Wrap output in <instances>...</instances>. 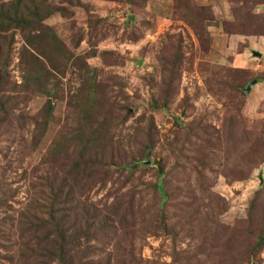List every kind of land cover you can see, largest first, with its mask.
<instances>
[{
	"label": "rangeland",
	"instance_id": "rangeland-1",
	"mask_svg": "<svg viewBox=\"0 0 264 264\" xmlns=\"http://www.w3.org/2000/svg\"><path fill=\"white\" fill-rule=\"evenodd\" d=\"M191 1L209 10L201 31L185 22L176 0H85L89 14L77 9L72 19L55 15L45 22L80 61L95 53L88 63L97 70L96 100L106 106L105 112L111 107L105 122L107 165L87 184L82 200L101 209L122 205L131 209L127 212L134 219L117 223L116 238L99 245L105 255L97 260L110 253L112 264H123L130 256L142 264H264V249L249 260L256 239L247 230L251 221L258 225L264 213V153L250 155L232 172V149L222 134L230 107L239 109L240 126L255 144L264 134V0ZM23 45L17 33L9 68L17 84L22 82ZM254 51L261 58L254 57ZM172 70L178 79L169 89ZM252 80L258 82L246 92ZM79 84L68 73L61 81V99L34 93L21 105L29 117L49 102L54 105L41 139L33 126L29 133L15 130L0 136V181L12 196L5 198L8 208L0 210V226L23 210L39 175L68 162L62 144L80 128L66 97ZM240 90L244 95L236 93ZM166 96V109L153 107ZM97 115L98 121L104 118L101 111ZM149 138L150 148L144 151ZM133 159L139 162L132 173L120 167ZM239 176L243 178L236 179ZM162 179L171 196L165 211L169 232L157 217L152 189ZM8 226L4 230L10 242L0 246V264H10L5 257L12 254L16 240ZM121 244L132 255L119 262L115 252Z\"/></svg>",
	"mask_w": 264,
	"mask_h": 264
},
{
	"label": "trees",
	"instance_id": "trees-1",
	"mask_svg": "<svg viewBox=\"0 0 264 264\" xmlns=\"http://www.w3.org/2000/svg\"><path fill=\"white\" fill-rule=\"evenodd\" d=\"M83 1L0 0V136L3 133L13 135L15 130L29 133V126H33L35 137L41 139L47 132L54 105L49 102L43 111L33 117L22 111L21 105L29 103L34 93L52 100L61 99V81L68 73L80 81L79 86L69 90L66 97L67 107L76 114V123L80 128L62 144V157L68 162L63 168L45 170L39 175L29 188V198L23 210L19 211L17 217L3 221L6 225L1 222L0 246L10 242L4 226L9 225L10 234L14 232L16 238L12 254L5 257L10 264H112L110 253L97 260L99 255H105V250L99 245L116 238L118 222L134 219L133 213L127 212L131 209L123 208L122 205L113 204L101 209L94 203L82 200L87 184L107 165L110 140L105 122L110 117L111 107L105 112L106 106L98 105L96 100L99 89L97 70L88 63L95 53L84 55L80 61L45 22L55 15L72 19L77 9H84L89 14L90 7ZM176 2L175 8L184 15L185 22L201 31L209 18V10L196 7L191 0ZM17 33L24 41L19 53L20 84L11 81L9 72ZM197 37L201 40L202 34L198 33ZM177 79L178 75L172 70L167 87L173 89ZM236 93L244 95L241 90ZM168 101L166 96L162 104L154 101L153 107L166 109ZM98 111L104 114V118L99 121ZM239 114L237 107H230L222 132L226 145L232 149V152L228 150L233 163L232 172L237 171L236 166L245 163L250 155L254 157L264 153V134L257 136L255 144L240 126ZM151 141L150 138L149 142L146 141L144 151L150 148ZM139 153L144 156L143 149ZM138 162L133 159L131 164L120 167L131 168L132 173V168ZM162 176L159 171L158 178ZM164 187L162 179L152 189L158 200V209L155 210L157 217L162 218L163 226L169 232L172 227L168 224L165 211L170 206L171 196ZM11 197L0 181V210L8 208L9 200L5 198ZM255 203L253 210L256 209ZM261 219L258 225L253 226L254 221H251L247 227L256 239L249 252L250 261L264 249V213ZM3 248L8 250L7 247ZM98 248L103 252L98 253ZM129 254L122 244L117 245L115 260L121 262ZM123 264L142 262L130 256Z\"/></svg>",
	"mask_w": 264,
	"mask_h": 264
},
{
	"label": "water",
	"instance_id": "water-1",
	"mask_svg": "<svg viewBox=\"0 0 264 264\" xmlns=\"http://www.w3.org/2000/svg\"><path fill=\"white\" fill-rule=\"evenodd\" d=\"M252 54H253L254 57L261 58V54L259 52H255L254 51ZM138 65L140 66V64H138ZM257 82H258L257 80H252L249 83L248 87L245 89V91L246 92H250L251 89L253 88V86L257 84Z\"/></svg>",
	"mask_w": 264,
	"mask_h": 264
}]
</instances>
